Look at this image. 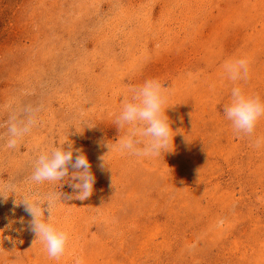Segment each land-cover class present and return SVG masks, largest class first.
I'll list each match as a JSON object with an SVG mask.
<instances>
[{
	"label": "rangeland",
	"instance_id": "obj_1",
	"mask_svg": "<svg viewBox=\"0 0 264 264\" xmlns=\"http://www.w3.org/2000/svg\"><path fill=\"white\" fill-rule=\"evenodd\" d=\"M239 58L249 77L231 81L223 64ZM150 79L168 89L173 142L104 164L122 100ZM233 87L264 101V0H0V183L17 189L0 197V264H264V117L237 133ZM28 106L38 124L8 149L6 121ZM67 144L91 165L87 200L68 198L70 176L30 181L35 158ZM49 193L65 194L58 259L15 203Z\"/></svg>",
	"mask_w": 264,
	"mask_h": 264
},
{
	"label": "clouds",
	"instance_id": "obj_2",
	"mask_svg": "<svg viewBox=\"0 0 264 264\" xmlns=\"http://www.w3.org/2000/svg\"><path fill=\"white\" fill-rule=\"evenodd\" d=\"M223 68L231 81L247 80L249 77L247 58L227 60ZM167 92L168 89L158 80L150 79L135 87L130 99L125 97L122 100V108L115 118V125L124 134L119 135L115 143L109 141L104 145L109 149L106 155L100 157L104 164L105 157L113 151L142 158L161 155L168 149L170 140L173 142L174 137L171 136L173 129L165 110ZM38 112V108L28 106L20 116L10 115L6 121V148L18 147L23 137L38 124ZM223 112L237 133L252 136L258 120L264 117V101L259 97L246 95L240 87H233L231 101L224 106ZM262 143L264 138L255 140L256 147ZM75 153L78 154H74L71 144L41 152L33 162L30 181L36 184L61 183L70 176L69 186L74 189V194L68 198L87 200L93 193L95 177L86 155L79 149ZM70 167L75 171L70 173ZM16 191L15 184L0 183V197L5 200L9 198L5 193ZM64 195L49 193L44 197L24 196L20 203L15 201L17 206L23 204L25 211L32 217L30 228L36 236L34 244L37 241L42 242L50 258L58 259L62 256L69 240L68 233L54 224V210ZM45 212L49 215L45 216Z\"/></svg>",
	"mask_w": 264,
	"mask_h": 264
}]
</instances>
